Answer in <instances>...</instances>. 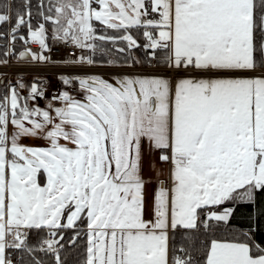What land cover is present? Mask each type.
Here are the masks:
<instances>
[{
    "label": "snow or ice",
    "instance_id": "snow-or-ice-1",
    "mask_svg": "<svg viewBox=\"0 0 264 264\" xmlns=\"http://www.w3.org/2000/svg\"><path fill=\"white\" fill-rule=\"evenodd\" d=\"M37 16L31 0L0 3V76L56 63L49 25L90 53L65 66L118 55L101 66L163 73L61 75L83 100L61 91L43 108L38 78L0 79V264H24L15 252L64 264L68 229L85 240L81 264H264L252 223L227 228L241 205L264 217V0H40Z\"/></svg>",
    "mask_w": 264,
    "mask_h": 264
},
{
    "label": "trees",
    "instance_id": "trees-1",
    "mask_svg": "<svg viewBox=\"0 0 264 264\" xmlns=\"http://www.w3.org/2000/svg\"><path fill=\"white\" fill-rule=\"evenodd\" d=\"M5 2H11L14 3L17 7H20L22 0H0V3ZM32 2V22L35 24L39 17L37 16V5L39 4L40 0H31ZM48 0H44L45 6L47 5ZM47 10L46 7L44 9ZM10 24L0 25V31L7 32L9 30ZM21 34H26V29L21 30ZM51 39V26L49 25V39L47 42H49ZM6 43L5 40H0V46H3ZM17 44H21V42L17 41ZM106 47L111 48L110 44L105 45ZM132 55L136 57H142L143 52L141 50H134ZM109 57H101L99 54L96 56V60L105 61ZM110 58L115 59L119 61L118 55H112ZM55 86L58 89L59 92V86L56 83ZM27 93V92H26ZM2 94V93H0ZM57 94V93H55ZM252 223L253 227H255L257 230L253 233L255 241L260 244L262 247H264V217H261L258 221V223L254 221H250L248 218V211L247 206L241 205L237 207L236 211L234 212L233 216L229 220V224L227 225V228L234 231V232H243L248 231L249 224ZM223 231V228L221 229ZM64 240L61 242L64 247L61 249V259L64 261V264H81V258H82V252L85 246V240L83 237L77 240L76 244H71V237L74 235V231L72 229L66 230L64 233ZM44 233H40L39 236L35 231H33L30 234L29 243L33 246L36 245L38 240L42 238ZM179 239V237H177ZM35 256L37 259H41L43 261V264H55L54 258L45 255L44 253L37 252L35 253ZM13 257L15 260L19 261L21 257H23L24 264H30L31 257H29L27 254H22L19 252H15L13 254Z\"/></svg>",
    "mask_w": 264,
    "mask_h": 264
},
{
    "label": "built area",
    "instance_id": "built-area-1",
    "mask_svg": "<svg viewBox=\"0 0 264 264\" xmlns=\"http://www.w3.org/2000/svg\"><path fill=\"white\" fill-rule=\"evenodd\" d=\"M16 47H19V49H22V44L16 43ZM32 47L35 48L36 46L32 45ZM49 48L51 49V51L46 53V54L51 56V58L54 61H56V63L49 64L46 66L41 65L40 67H44L45 69H47V71H45L44 73L41 72V73L34 74V76L32 78L33 80L38 78L39 81L43 82V87L46 89L45 93H47L46 97L51 98V96L53 94H55V91L53 88L54 85H52V83L53 84L55 83L54 82L55 80L53 78H54V76H56L57 73H54V70L68 69V70H70V73H72V74H76V73H80V72H82V73H85V72L93 73L94 70H98V71L101 70L100 67H83V68H80V67H68V66H65L63 64V61L68 59L69 57H71L73 55V52H75L78 55H80V54L89 55L87 50L74 49L71 44H66L64 42L54 41V40H52L50 42ZM24 67L26 68V70L29 68V66H24ZM12 68H14V66L5 67V68H3V70L7 72V71H10V69H12ZM108 69L112 70V68H106L105 70H108ZM60 72H62V71H60ZM62 73H66V72H62ZM172 76H173V74H172Z\"/></svg>",
    "mask_w": 264,
    "mask_h": 264
},
{
    "label": "rangeland",
    "instance_id": "rangeland-1",
    "mask_svg": "<svg viewBox=\"0 0 264 264\" xmlns=\"http://www.w3.org/2000/svg\"><path fill=\"white\" fill-rule=\"evenodd\" d=\"M52 41V39H50V41L48 42V45L50 44V42ZM17 49H19V47H16ZM110 58V57H109ZM112 59V58H111ZM101 64H104V63H101ZM101 64H99V65H97V66H95V67H100L101 68V70L100 71H98V70H94V72L93 73H98V74H103V75H105V74H110V75H113V74H111L112 72H114L115 70H119L121 73H140V72H143V73H145V74H151V73H153V72H159V73H163V70L161 69H149V68H147V67H145V68H143V69H141L139 66H137L136 68H134V69H131V70H129V69H127V68H123V69H118V68H112V67H107V66H101ZM12 66H14V68H12V69H10V71H4L3 69H2V76H0V79H3L4 80V83H8L12 78H13V76L14 75H16L17 76V78H18V75L19 74H22V76H23V81H24V83L26 84V85H28V86H30V84H31V82L33 81V76H34V74H37V73H44L45 71H47V69H45L44 67H40V66H29V68L26 70V68L25 67H18V66H16V64H15V61H13L12 62ZM38 67V68H37ZM106 68H112V70L111 69H108V70H105ZM60 71H62V72H66V73H62V72H60ZM54 73H57L56 74V76H54V84L52 83V85H54L55 86V84L57 83L58 84V86L60 87V88H64V84H63V82H62V80L61 79H59V77L61 76V75H78V74H84V73H82V72H80V73H76V74H72V73H70V70H68V69H58V70H54ZM115 73V72H114ZM116 74V73H115ZM166 75L169 77V78H173V76H172V73L171 72H168V73H166ZM81 76H83V75H81ZM118 76V75H117ZM64 85V86H63ZM74 85V83H72V85H70V86H68V87H71L72 88V86ZM53 86V88H54V91H55V93H59L58 92V89H57V87L55 86L54 87ZM3 87H4V85L3 84H0V93H3ZM59 88V89H60ZM53 90V89H52ZM25 93H26V90L24 91ZM24 92H22V93H24ZM27 94V93H26ZM47 93H45V97L47 96L46 95ZM45 99V98H44ZM15 259V258H14Z\"/></svg>",
    "mask_w": 264,
    "mask_h": 264
},
{
    "label": "crops",
    "instance_id": "crops-1",
    "mask_svg": "<svg viewBox=\"0 0 264 264\" xmlns=\"http://www.w3.org/2000/svg\"><path fill=\"white\" fill-rule=\"evenodd\" d=\"M90 54V53H89ZM96 58V57H95ZM109 59V58H108ZM107 61V60H106ZM97 65L101 64V63H104L106 64L105 61H101V60H97ZM95 67V66H93ZM115 69V68H114ZM116 74H115V73ZM114 72H112L111 74L113 75H110V74H98V73H91V72H85L84 74H78V75H98V76H101L102 78L108 80L109 82H113L114 78L115 77H118L119 75H121L122 73L118 70H115ZM118 75V76H117ZM168 77V76H167ZM169 78V77H168ZM169 79H172V78H169ZM74 85L71 87H68V86H64V88H60L59 91H68L70 93V95H72L74 98L78 99V100H83V94L79 88V85H78V82H73ZM22 95H26V93H22ZM51 98L49 97H45V99H41L38 101V106L40 107H45L46 104L48 103V101L50 100ZM56 106H60L59 104H57ZM24 143H27V144H33V145H37V146H43V141L41 140H32V139H29V140H25ZM144 175H145V179L146 180H149L151 183H149L146 187V196L149 195L152 190H153V187L156 186L158 184V181L156 179V174L154 172H150L147 168V166L145 167V170H144ZM160 180H163L166 184H167V174L166 172H162L161 175H160Z\"/></svg>",
    "mask_w": 264,
    "mask_h": 264
}]
</instances>
